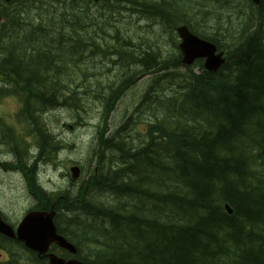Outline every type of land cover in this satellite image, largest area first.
Returning <instances> with one entry per match:
<instances>
[{"label":"trees","instance_id":"trees-1","mask_svg":"<svg viewBox=\"0 0 264 264\" xmlns=\"http://www.w3.org/2000/svg\"><path fill=\"white\" fill-rule=\"evenodd\" d=\"M231 1L0 0V93L23 104L43 157L57 105L97 103L105 133L126 82L178 64L153 49L140 22L169 34L184 24L227 53L216 72L184 66L185 75L163 78L139 98L100 136L99 175L71 198L48 201L33 185L45 207L55 202L57 232L88 264H264V0ZM78 80H86L84 104ZM16 148L10 137L0 142V162Z\"/></svg>","mask_w":264,"mask_h":264},{"label":"rangeland","instance_id":"rangeland-1","mask_svg":"<svg viewBox=\"0 0 264 264\" xmlns=\"http://www.w3.org/2000/svg\"><path fill=\"white\" fill-rule=\"evenodd\" d=\"M233 2L234 0L229 2V6H233ZM225 4L226 2L224 5ZM237 11L239 14L241 6L239 7L237 5ZM229 17L231 19V16ZM177 25H180V23ZM142 29L143 32H151L153 34V40L151 42L156 44L158 49L153 48L156 52H160L161 55L164 56L166 51L172 49V45L168 39L169 33L166 30L161 31L157 25L147 23L146 21H142L138 24V30L142 31ZM156 36H158V38H156ZM147 82L148 76L140 78L137 82H135V80L126 82L128 90L117 103L115 110L111 114L108 121L107 135L113 133L121 122L130 115L134 105L138 102L145 90ZM82 84L85 85L86 80L84 82L78 80L75 89L78 90V94L81 96L84 104L85 96L83 94L85 92L83 87H81ZM154 90L155 87H152L151 93ZM66 96L67 95L64 97ZM150 96H153V94ZM0 103H3L0 106V112H3L17 108L16 103H18V101L14 97L7 96L6 99H0ZM102 111V107L98 106L97 103L92 107V102H90L87 106L84 105V109L78 108V111L76 108L68 109L63 107L48 113L49 116H47V121H49L52 126L47 127H53V129L56 130L57 141L59 142L57 146H59V149L56 151L57 155L53 183H51L52 186L48 184L46 188L57 192H64L66 190L69 192V198H71L79 184L87 179L95 165V156L99 154V150L96 148V137ZM22 127L26 126L21 121H12L13 134H19L27 145L20 144L19 148L16 150L21 157L27 147L30 148L32 146L37 148V138L32 136L33 133L22 130ZM134 127L138 129L143 128L138 124ZM1 130L5 136V140L3 141V144H5V142L9 140V137L11 138V133L8 127H0V136L2 135ZM49 146H54V144L52 143V145ZM32 152L35 153L34 150H32ZM51 153L52 151L44 158L50 161ZM6 160H12V156L10 155ZM29 164H32V161ZM74 164L79 165L84 171V176H80L78 181H72L68 173L69 167ZM5 166L6 165L3 164L2 168H6ZM17 167L21 168L23 173L16 169H13L10 173L6 171L0 172V208L4 211H9L14 218L20 219L24 213L30 209V205L33 204L29 196V185H27V181L29 182L28 179L32 176L29 169L23 168L21 164H18ZM50 169L51 167H48L46 175H50Z\"/></svg>","mask_w":264,"mask_h":264},{"label":"water","instance_id":"water-1","mask_svg":"<svg viewBox=\"0 0 264 264\" xmlns=\"http://www.w3.org/2000/svg\"><path fill=\"white\" fill-rule=\"evenodd\" d=\"M11 1V0H5ZM255 4H258L260 0H252ZM182 50L185 55H192L193 57H206L207 58V68L209 70H214L218 66L219 57H214V49L208 46H199L197 42L190 37L183 35ZM73 177H77L78 170L72 169ZM54 213L44 214V213H29L22 221L18 233L26 232L30 236L25 237L24 241H27V245L31 248L39 249L46 247L45 244L48 241L56 240L59 241L60 245L67 247L72 253L75 252V248L72 245L66 244L60 237L55 235V227L52 223V216ZM2 224L0 222V230H2ZM32 241H39V243H34ZM68 264H80L75 261L69 262Z\"/></svg>","mask_w":264,"mask_h":264},{"label":"flooded vegetation","instance_id":"flooded-vegetation-1","mask_svg":"<svg viewBox=\"0 0 264 264\" xmlns=\"http://www.w3.org/2000/svg\"><path fill=\"white\" fill-rule=\"evenodd\" d=\"M39 194L38 190H29V196L34 202L33 210L35 211L42 209L46 210ZM44 198L50 201L48 197ZM54 203L51 205H54ZM40 204H42V206ZM0 215L14 231L17 226L16 221H10L1 211ZM59 234L66 237L65 234ZM67 239L69 240V238ZM50 255L55 256L58 259H63L64 261H68L72 258L66 250L56 246L55 244H51L44 254H40L37 251L27 248L22 241L17 239L15 233L13 237L0 233V264H10L11 262H13L11 264H50Z\"/></svg>","mask_w":264,"mask_h":264}]
</instances>
